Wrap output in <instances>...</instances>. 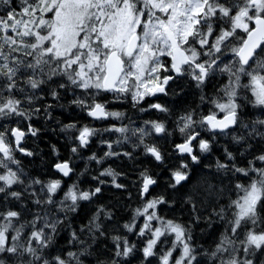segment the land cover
Listing matches in <instances>:
<instances>
[{
    "label": "snow or ice",
    "instance_id": "1",
    "mask_svg": "<svg viewBox=\"0 0 264 264\" xmlns=\"http://www.w3.org/2000/svg\"><path fill=\"white\" fill-rule=\"evenodd\" d=\"M0 264H264V0H0Z\"/></svg>",
    "mask_w": 264,
    "mask_h": 264
}]
</instances>
